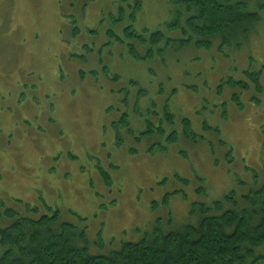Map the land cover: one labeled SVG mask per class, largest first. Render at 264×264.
I'll return each mask as SVG.
<instances>
[{
	"label": "rangeland",
	"instance_id": "rangeland-1",
	"mask_svg": "<svg viewBox=\"0 0 264 264\" xmlns=\"http://www.w3.org/2000/svg\"><path fill=\"white\" fill-rule=\"evenodd\" d=\"M135 3L0 0V212L59 210L93 253L197 222L231 191L250 206L264 183V88L250 75L264 87V25L239 48L132 39L137 59L123 28L165 32L177 3L140 0L132 21Z\"/></svg>",
	"mask_w": 264,
	"mask_h": 264
},
{
	"label": "trees",
	"instance_id": "trees-1",
	"mask_svg": "<svg viewBox=\"0 0 264 264\" xmlns=\"http://www.w3.org/2000/svg\"><path fill=\"white\" fill-rule=\"evenodd\" d=\"M172 1L177 5L171 26L182 32L183 47L194 44L211 49L218 39L219 49L224 45L239 48L264 25V0ZM137 2L133 13L140 9ZM129 29L127 35L133 36ZM153 38L158 41L160 35ZM260 72L250 75L262 92ZM235 100L239 103L237 96ZM229 194L223 200L202 203L197 222L187 221L166 231L155 228L107 254L91 252L86 229L62 221L59 210L33 219L7 208L0 212V264H259L264 260V183L246 197L250 206L241 207L231 197L233 191ZM192 212L196 214V209Z\"/></svg>",
	"mask_w": 264,
	"mask_h": 264
},
{
	"label": "flooded vegetation",
	"instance_id": "flooded-vegetation-1",
	"mask_svg": "<svg viewBox=\"0 0 264 264\" xmlns=\"http://www.w3.org/2000/svg\"><path fill=\"white\" fill-rule=\"evenodd\" d=\"M134 10H136V8H135V4L133 5V11ZM130 15H131V17H132V21L134 20L135 21V18H136V13H133V12H131L130 13ZM116 21V20H115ZM114 24H115V22H114ZM172 24H168V28H167V30L164 32V31H162L163 29H156V30H152L150 33H149V36L148 37H145L143 34H140V33H138V31L134 28V24L133 23H129V24H127L124 28H123V30H124V32H125V35H126V37L127 38H129V39H133V40H136V41H138V43L139 44H141L142 46H144V45H146L148 42H150L151 44H157V42H162V41H166V42H168V41H170V40H173V39H175L174 37H172V35L173 36H175L174 34H175V31H180V30H177V29H175V30H172V28H173V26H171ZM171 26V27H170ZM128 27H130V29H129V33H132L133 32V36H128L127 34V28ZM144 30L145 31H147L146 30V28H144ZM165 30V29H164ZM106 31H107V34H108V36H107V38H114V39H120V37H119V35H117V34H115L114 32H113V30L111 29V28H108V29H106ZM168 31H170L171 33H172V35H170L169 34V32ZM160 35V38L158 39V41H154V35ZM180 39L182 40V38H183V34H182V32L180 31ZM177 39V38H176ZM133 40H132V42H131V44H128L130 47L128 48V50H129V52L131 53V55H132V57H134V58H137V57H139V58H137V59H141V58H143L142 57V55L143 54H140L139 53V51L137 50V48H136V46H134V42H133ZM190 46H194V47H196L194 44H192V45H189V46H185V47H183V45L181 46V48H186V47H190ZM151 49V48H150ZM136 55H138V56H136ZM108 70H109V67L107 66L106 67ZM107 70V71H108ZM261 78V77H260ZM228 80V79H227ZM227 80H226V82H227ZM236 81V80H235ZM223 80H222V83H221V85H223ZM264 88V87H263ZM235 96H237V95H235ZM235 99V98H234ZM254 99L257 101H260V99L259 98H257V97H254ZM237 101V100H236ZM238 102V101H237ZM239 103H240V105H239ZM238 103V105L240 106V108L242 107V104H241V102H239ZM125 120V119H124ZM185 120V119H184ZM187 121L190 123V120H188L187 119ZM190 127V126H189ZM191 128V127H190ZM191 130H192V128H191ZM173 135V133L171 132L170 133V137ZM187 138H188V136H186ZM46 206H48V205H46ZM49 207V206H48ZM35 208V207H34Z\"/></svg>",
	"mask_w": 264,
	"mask_h": 264
}]
</instances>
